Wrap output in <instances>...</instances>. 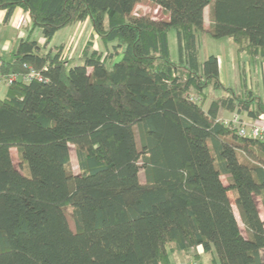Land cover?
<instances>
[{
    "label": "trees",
    "instance_id": "16d2710c",
    "mask_svg": "<svg viewBox=\"0 0 264 264\" xmlns=\"http://www.w3.org/2000/svg\"><path fill=\"white\" fill-rule=\"evenodd\" d=\"M17 8L32 29L0 55L2 75L44 80H14L0 98V264H264V139L220 118L258 120L264 99L226 87L199 42L229 37L264 62V0H0L7 21ZM85 21L119 61L92 38L70 66L33 37L48 45ZM208 89L225 95L205 107Z\"/></svg>",
    "mask_w": 264,
    "mask_h": 264
},
{
    "label": "rangeland",
    "instance_id": "374dc122",
    "mask_svg": "<svg viewBox=\"0 0 264 264\" xmlns=\"http://www.w3.org/2000/svg\"><path fill=\"white\" fill-rule=\"evenodd\" d=\"M210 8L211 6L207 7L205 10V20H206V25L209 26L211 21L209 19V12H210ZM152 12L153 15L159 17V18H165L166 14L164 13L163 10H161L160 8L156 7L154 9L151 8V6L147 3H141L137 6V11L136 12ZM20 21V20H19ZM19 21L16 25V27L19 24ZM76 23L68 28H65L63 30H60L55 38L53 39L54 43L51 46L46 45L45 43V39L42 36L41 31H37L34 36L35 39H37L40 43L41 46H43L44 49H46L47 51H51L54 54L56 53H61L62 57L65 58L66 60H68V65L73 66L76 64H80L81 60H80V55L82 53L83 47L86 45V40L88 39V36L90 34V29H91V23L88 22L87 24L84 23ZM3 26V25H2ZM81 26V27H80ZM79 27V30L77 31L76 28ZM2 28V29H1ZM0 28V37H3V35H5V37H11L13 39V45L16 43L15 40V35H16V31L14 29L13 25H10V28H8L7 26L5 27H1ZM18 28V27H17ZM31 28V23L28 20H23L22 25H20L19 29H24V33L27 35L29 30ZM70 28V29H69ZM77 34V36L75 35ZM83 35L81 36V40L80 38H78L79 35ZM170 42H171V52H172V58L177 59L178 57V49H177V40H176V31L174 29H172L170 31ZM199 42H200V52H201V57L202 59H205L206 57H208L209 55H216L219 58H221L223 61H225V66H226V61H228V66L230 68V74L232 76L233 74V69L234 67H232L231 65L233 63H239L238 66L243 68V62L246 60L247 55L246 54H240L237 52V46L236 43L229 37H225V38H213L210 35L204 34L199 36ZM100 51L104 53V57H110V62H116L120 60V57H115V58H111V56H113V54L115 53V51L113 50V47H105V45L102 43V45L100 44ZM8 87L5 83H1L0 84V98H5L6 97V93H7ZM208 93V97H207V101L206 104H210L212 99L214 97H220L225 95V92L223 90H207ZM207 106V105H206ZM245 114V113H244ZM243 115L244 119L248 118L245 117V115ZM70 155H71V168L73 170L74 173H78L79 172V168H78V161H77V157H76V150L74 146L70 147ZM12 156L14 159V163L15 165L20 168L21 167V163L20 160L18 158V154H17V149L13 148L12 149ZM141 179L144 180V174L142 173L141 175ZM223 181L225 184H227V180L225 178H223ZM230 198L233 201V196L230 193ZM234 207V212L236 215V218L238 219V222L240 223L241 229L243 231V233H245V227L240 219L238 210L235 206ZM259 207H260V211L262 213V218L264 219V209L261 205V203H259ZM69 223L71 228H74V224L71 221V219H69ZM173 260H177L178 261H183L184 258L182 257L181 254H172L171 255ZM191 258H189L188 260H190ZM202 264H212L210 258L208 256L203 255V259L201 260Z\"/></svg>",
    "mask_w": 264,
    "mask_h": 264
},
{
    "label": "crops",
    "instance_id": "0c3cea01",
    "mask_svg": "<svg viewBox=\"0 0 264 264\" xmlns=\"http://www.w3.org/2000/svg\"><path fill=\"white\" fill-rule=\"evenodd\" d=\"M21 18L23 20H28L31 23V19H30L29 14L25 13L20 8H17L14 11L12 17L8 21L6 20V12L5 11H0V28L1 27H5V26L10 28V25H13L14 29L16 31V35L14 37L15 40H16V43L14 45H13V39L11 37H5V35H3V37H0V55L5 57V58H10L12 53L16 51V48H17L19 42L22 39H25L26 37H28V35L31 32L32 23H31V28H30V30H29L27 35L24 33V31H25L24 29L20 30L19 28L16 27L18 21ZM80 23H83V24L86 23L87 24L88 21L80 22ZM76 30L78 31L79 27H77ZM37 31H40V30L39 29L35 30V32L33 33V37L34 38H35L34 34ZM92 34H93V30H92V27H91L90 34L88 36V39L86 40V44L88 43V41L90 39L93 38L94 45H93L92 49L100 51V44L102 45V42L97 36L92 37ZM75 35L77 36V34H75ZM81 36H83V35L81 34V35L78 36V38H80V40H81ZM53 41L54 40H52L48 44V46H51L54 43ZM84 47H83V49H84ZM240 54H242V53H240ZM219 62H220V77H221V81L226 87H232V88H234L236 90H240L246 85V87L252 89L253 91L256 92L257 95H259L262 99H264V62L262 61L261 58H258V57L257 58H251L250 56L247 55L246 60L243 62V68L238 66L239 63L238 64L237 63H233L231 65L232 67H234V69H233L234 71H233L232 76L230 74V72H231L230 68H229V66L227 64L228 61H226L227 62L226 66H225V61H223L221 58H219ZM206 105L208 106V104H205V107H207ZM235 114H236V112H231V111H227V110H221L220 118H222V119H231L233 117V115H235ZM239 115L241 117H243L242 114H239ZM244 115H245V117H248L246 114H244ZM182 257H183V255H182ZM178 262H183V261H178Z\"/></svg>",
    "mask_w": 264,
    "mask_h": 264
},
{
    "label": "built area",
    "instance_id": "2783aa9c",
    "mask_svg": "<svg viewBox=\"0 0 264 264\" xmlns=\"http://www.w3.org/2000/svg\"><path fill=\"white\" fill-rule=\"evenodd\" d=\"M23 19L21 18L18 24V28L22 25ZM2 62L0 60V84L5 83L7 85L11 84L14 80H19L21 77L15 73H11L7 76L2 75ZM24 82H29L31 80L37 79L38 81H43V75L33 69L29 68V73L26 76L21 78ZM224 124L230 125L233 124L240 136H249L253 138L264 139V114L260 115L258 120H254L251 118L244 119L238 113L233 115L231 119H225L223 121ZM198 252L200 254L203 253V249L198 247ZM197 264V263H194Z\"/></svg>",
    "mask_w": 264,
    "mask_h": 264
}]
</instances>
